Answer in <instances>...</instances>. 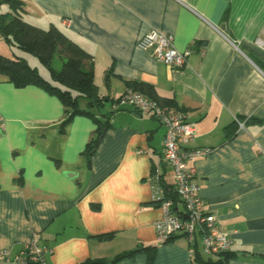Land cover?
I'll return each instance as SVG.
<instances>
[{"label": "crops", "instance_id": "obj_1", "mask_svg": "<svg viewBox=\"0 0 264 264\" xmlns=\"http://www.w3.org/2000/svg\"><path fill=\"white\" fill-rule=\"evenodd\" d=\"M17 1L25 22L55 26L90 56L103 103L89 109L93 118L75 116L61 132L65 109L56 97L0 75V251L15 256L35 242L49 250L44 264H148L143 253L112 261L153 247L150 264H197L183 237L156 238L153 222L162 209L151 178L158 172L171 183L161 161L165 128L131 107L112 109L137 90L195 125L187 147L213 149L192 165L206 210L231 239L226 264H264V55L254 44L264 27V0ZM7 13L0 0V15ZM149 30L190 50L184 68L135 48ZM6 45L10 55H0L30 66L32 55ZM86 105L79 100L80 108ZM95 120L107 128L87 158ZM176 208L182 212L180 203ZM199 254L203 262L217 261Z\"/></svg>", "mask_w": 264, "mask_h": 264}, {"label": "built area", "instance_id": "obj_2", "mask_svg": "<svg viewBox=\"0 0 264 264\" xmlns=\"http://www.w3.org/2000/svg\"><path fill=\"white\" fill-rule=\"evenodd\" d=\"M254 44L264 55V27ZM135 48L173 69L184 68L190 55V50L180 51L175 47L171 35L157 30H149L141 36ZM120 107H131L141 115L151 116L165 128L161 161L170 172L172 192L181 204L182 212L177 208L174 210L172 199L166 197L161 185V175L155 172L151 178L153 200L158 201L162 209V216L153 222L157 240L164 243L181 236L187 242V252L192 259L200 252L208 259L218 260L229 250L231 239L221 229L216 217L206 210V204L199 196L200 186L192 165L194 160L208 156L213 149L187 147L195 135V125L175 109L162 106L139 92L129 90L120 96L112 104V109ZM237 125L242 128L244 123L237 121ZM3 129L4 121L0 116V131ZM261 153L264 155V150ZM48 252L47 248L31 242L15 256L0 251V262L44 264L43 257Z\"/></svg>", "mask_w": 264, "mask_h": 264}, {"label": "trees", "instance_id": "obj_3", "mask_svg": "<svg viewBox=\"0 0 264 264\" xmlns=\"http://www.w3.org/2000/svg\"><path fill=\"white\" fill-rule=\"evenodd\" d=\"M4 3L9 6L12 13L0 15L1 38L7 44L35 57L47 69L50 78L49 80L44 79L23 58L14 57L11 59L2 55H0V75L5 76L15 87L22 88L32 85L56 97L65 109V118L60 124L61 132H64V128L75 116L93 118L89 109L100 107L103 102L93 80V65L90 56L55 26L51 25L48 29H41L25 22L17 12L22 8L17 0H4ZM55 58L61 62L59 69L53 67ZM87 61L88 65H86ZM80 99L87 102V109L80 108ZM166 104L171 105L170 103ZM95 122L97 124L96 137L86 145L84 150V155L87 158L93 154L107 128V123L102 124L97 120ZM224 134L226 140H230L234 134V129L228 126L224 129ZM160 180L166 197L172 199L174 210H176L178 199L172 192L171 183L168 184L162 175ZM154 203L159 206L158 201H154ZM100 238L108 239L109 235L100 236ZM153 250V247L140 248L118 256L112 263L143 253L147 257L148 264H150ZM227 259L228 257L223 254L222 258L217 261L207 260L203 262L199 256L195 258V261L197 264H226ZM81 264H105V262L87 260Z\"/></svg>", "mask_w": 264, "mask_h": 264}, {"label": "rangeland", "instance_id": "obj_4", "mask_svg": "<svg viewBox=\"0 0 264 264\" xmlns=\"http://www.w3.org/2000/svg\"><path fill=\"white\" fill-rule=\"evenodd\" d=\"M1 52L2 53H7V54L10 55L9 47L6 45V43L0 37V53ZM7 54H3V55H7ZM27 56H28V60H29L30 66L32 68H34L36 66L37 69H38L39 74L42 77L47 78V76H48L47 70L45 68H43L33 56H29V55H27ZM60 66H61L60 60L58 58H55L54 61H53L54 69H59Z\"/></svg>", "mask_w": 264, "mask_h": 264}, {"label": "water", "instance_id": "obj_5", "mask_svg": "<svg viewBox=\"0 0 264 264\" xmlns=\"http://www.w3.org/2000/svg\"><path fill=\"white\" fill-rule=\"evenodd\" d=\"M221 30H223V27H221Z\"/></svg>", "mask_w": 264, "mask_h": 264}]
</instances>
